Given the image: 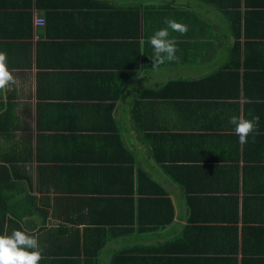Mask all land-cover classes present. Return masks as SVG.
I'll list each match as a JSON object with an SVG mask.
<instances>
[{"label": "crops", "instance_id": "obj_1", "mask_svg": "<svg viewBox=\"0 0 264 264\" xmlns=\"http://www.w3.org/2000/svg\"><path fill=\"white\" fill-rule=\"evenodd\" d=\"M165 19L189 30L155 67ZM0 51L17 78L0 164L25 181L6 202L35 199L20 226L39 247L86 234L93 264H264V0H0ZM250 112L241 144L229 120Z\"/></svg>", "mask_w": 264, "mask_h": 264}, {"label": "clouds", "instance_id": "obj_2", "mask_svg": "<svg viewBox=\"0 0 264 264\" xmlns=\"http://www.w3.org/2000/svg\"><path fill=\"white\" fill-rule=\"evenodd\" d=\"M154 2L155 0H144V6L147 7ZM165 24L167 27L157 30L148 41L154 49L151 58L155 67L178 59L176 56L177 41L174 37L169 38V29L181 35L186 34L189 30L187 25L173 19H165ZM138 75L143 77L142 72ZM15 84H17V78L7 65V55L0 51V93L6 94L9 86ZM249 116L251 119L245 118L243 115L239 117L234 115L229 120V123L234 126L235 134L239 137L241 144L247 143L249 135L258 129L259 116L253 115L251 112ZM43 258L38 238L35 235L16 228L12 230L11 234H8L7 226L4 233L0 234V264H39Z\"/></svg>", "mask_w": 264, "mask_h": 264}, {"label": "trees", "instance_id": "obj_3", "mask_svg": "<svg viewBox=\"0 0 264 264\" xmlns=\"http://www.w3.org/2000/svg\"><path fill=\"white\" fill-rule=\"evenodd\" d=\"M235 21L236 19H233V22ZM237 21L239 20L237 19ZM235 46H236V42L234 44V47L232 48V55H233V59L234 58L238 59V53H237L238 50H236ZM133 69L137 70V67H134ZM120 89H122V87ZM140 99H144L143 94L140 95ZM6 117H7V112L0 115V128H3V130H8L9 133L8 126L5 127L3 125ZM138 121L140 122V127H143L144 125L140 117L138 118ZM3 152L4 151L0 150V157L2 158L4 157V155L2 154ZM15 154L18 155L17 153ZM20 157H23L22 152H20ZM84 166L87 165L84 163ZM84 166H82V168L79 166H74L73 168L69 164L65 163L57 166L54 169V171L55 173L57 174L59 173L61 175L64 174V172H69V174H74V175L77 174L82 176V170H86L87 168ZM70 167L71 169H68ZM7 170L8 167L0 164V193H2V195L0 196V234L4 233L5 225L7 222H8V234H11L12 231H10V229L11 230H13L14 228L22 229L20 223L22 222L23 218L39 213L38 209L32 210L31 205L32 203L35 204L34 203L35 199L32 197V195L29 196V193L24 197L19 198V200L15 201V203L11 205L6 202L7 200L6 195L8 196L9 191L15 192L18 189H20L21 191L22 189H24L23 183H25V181L20 178L21 176L20 174H16L15 172H13V174L17 175V177L14 176L10 177L8 175V172H6ZM4 188L7 189L4 190ZM7 190L8 193H6ZM11 198L13 199V197ZM1 202L4 204L1 205ZM131 203H134V201L133 202L131 201ZM138 211L140 212V214H143V208L140 204L138 205ZM40 214L43 218L45 215L46 216L48 215L47 212L46 213L42 212ZM57 229L58 230L51 231L49 237L58 239L60 241L63 233L66 231V226L60 225L59 228ZM71 237L74 238L73 236ZM87 239H93V238L88 237L86 234H84V243L83 244L78 243V245L74 246L76 248H73L71 245H66V244H59V245L57 244L49 249H46V246H41L40 250L44 258L39 262V264H82L81 263L82 261L80 260L79 261L66 260L68 256L74 257V259H76L77 257L79 259L81 257H84V262H85V263L83 262L84 264H93L96 261V258L99 257L101 250L104 248V244L103 245L90 244L88 243ZM111 264H125V262L122 259L121 255H118L114 258V261H112Z\"/></svg>", "mask_w": 264, "mask_h": 264}, {"label": "built area", "instance_id": "obj_4", "mask_svg": "<svg viewBox=\"0 0 264 264\" xmlns=\"http://www.w3.org/2000/svg\"><path fill=\"white\" fill-rule=\"evenodd\" d=\"M36 21H37L38 24H43L45 19L42 18V17H39V18H36Z\"/></svg>", "mask_w": 264, "mask_h": 264}]
</instances>
